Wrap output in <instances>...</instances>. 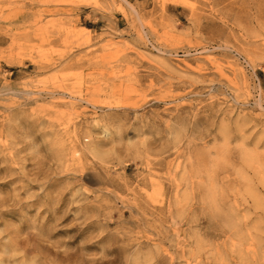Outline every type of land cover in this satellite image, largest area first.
Wrapping results in <instances>:
<instances>
[{
  "label": "rangeland",
  "instance_id": "374dc122",
  "mask_svg": "<svg viewBox=\"0 0 264 264\" xmlns=\"http://www.w3.org/2000/svg\"><path fill=\"white\" fill-rule=\"evenodd\" d=\"M0 264H264V0H0Z\"/></svg>",
  "mask_w": 264,
  "mask_h": 264
}]
</instances>
